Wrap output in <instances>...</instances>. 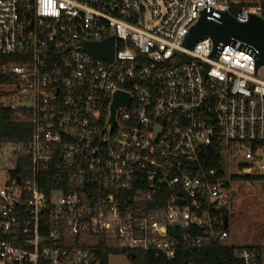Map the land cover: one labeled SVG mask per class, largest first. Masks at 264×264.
<instances>
[{
    "label": "built area",
    "instance_id": "obj_1",
    "mask_svg": "<svg viewBox=\"0 0 264 264\" xmlns=\"http://www.w3.org/2000/svg\"><path fill=\"white\" fill-rule=\"evenodd\" d=\"M225 12L264 18V0H0V105L31 126L13 146L23 176L0 175V264L224 243L231 177L262 151L264 64L239 42L215 56L208 36L183 43L201 16ZM110 38L111 61L85 49ZM117 92L126 104L110 122ZM208 148L219 169L202 163ZM234 257L264 264V244Z\"/></svg>",
    "mask_w": 264,
    "mask_h": 264
},
{
    "label": "trees",
    "instance_id": "obj_2",
    "mask_svg": "<svg viewBox=\"0 0 264 264\" xmlns=\"http://www.w3.org/2000/svg\"><path fill=\"white\" fill-rule=\"evenodd\" d=\"M9 82L5 75H0V86ZM16 111L0 105V147L4 144L12 146L26 143L31 131V126L27 121H16ZM264 155V141L260 144ZM202 163L207 167L220 168V156L213 149H207L204 156H201ZM28 160H23L19 155L14 160V166L8 169L7 174L10 178L23 176V168L27 166ZM233 180H261L264 190V174L263 175H235L231 177ZM224 214L227 216L226 212ZM227 229V224L225 225ZM235 247L227 246L225 243H212L208 247L200 251L178 249L171 259H165L157 256L152 252L142 250H129L116 247H104L102 253L103 264H107L109 255L123 254L127 257L130 264H235L234 257Z\"/></svg>",
    "mask_w": 264,
    "mask_h": 264
},
{
    "label": "rangeland",
    "instance_id": "obj_3",
    "mask_svg": "<svg viewBox=\"0 0 264 264\" xmlns=\"http://www.w3.org/2000/svg\"><path fill=\"white\" fill-rule=\"evenodd\" d=\"M2 90H7L3 87ZM15 149L12 145L0 147V175L11 168ZM250 171L241 169L242 174L263 175L264 155L261 151L251 164ZM235 171V170H234ZM3 182L0 180V188ZM231 188L236 192L230 198L226 208L228 237L225 245L239 247L243 245L264 244V190L261 180H233ZM107 264H130L123 254H111Z\"/></svg>",
    "mask_w": 264,
    "mask_h": 264
},
{
    "label": "water",
    "instance_id": "obj_4",
    "mask_svg": "<svg viewBox=\"0 0 264 264\" xmlns=\"http://www.w3.org/2000/svg\"><path fill=\"white\" fill-rule=\"evenodd\" d=\"M208 36L212 42V56H215L217 48L227 43L235 44L239 42L240 48L249 45L255 50L256 68L264 64V18L256 15H250L246 22H238L228 12L223 13L219 23L206 21L204 16L194 24L185 36L183 45L191 48L200 38ZM100 48V49H98ZM85 49L89 54L96 58L112 60V38L104 41L102 44H85ZM182 60H189L186 55H181ZM124 94L117 92L111 105L109 121H113L115 108L118 105L126 104L123 99ZM181 204V202H180ZM176 225L178 223H175ZM224 224H227V216L224 218Z\"/></svg>",
    "mask_w": 264,
    "mask_h": 264
},
{
    "label": "crops",
    "instance_id": "obj_5",
    "mask_svg": "<svg viewBox=\"0 0 264 264\" xmlns=\"http://www.w3.org/2000/svg\"><path fill=\"white\" fill-rule=\"evenodd\" d=\"M235 193H236V192L233 190V195H235ZM233 195H232V196H233ZM227 218H228V217H227Z\"/></svg>",
    "mask_w": 264,
    "mask_h": 264
}]
</instances>
